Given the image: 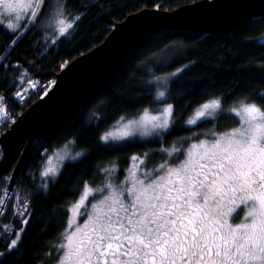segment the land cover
<instances>
[{
    "label": "trees",
    "instance_id": "obj_1",
    "mask_svg": "<svg viewBox=\"0 0 264 264\" xmlns=\"http://www.w3.org/2000/svg\"><path fill=\"white\" fill-rule=\"evenodd\" d=\"M53 1L68 15L79 17L69 34L56 38L55 44L52 30L39 23L18 44L10 45L12 30L0 22V46L7 50L0 55L11 53L8 60L0 61L4 64L0 70V102L11 111V124L50 88L68 63L101 44L116 23L146 7L174 10L198 0ZM263 36L264 15H260L232 31L228 38L222 33L158 29L137 43L107 85L94 91L47 138L36 141L14 188L28 203L30 215L24 217L28 224L12 253L0 243V264H57L64 252L60 246L68 230L71 206L82 195L85 184L98 187L106 183L103 169L115 164L116 171L109 178L119 184L127 176L133 156L145 159L147 171L165 163L176 165L191 143L241 125L228 111L238 99L247 98L264 106V100L258 99L264 94ZM177 72L179 76L172 75ZM166 74L167 101L175 105V114L180 117L171 134L134 137L133 143L103 146L99 137L120 117H135L143 108H159L161 102L154 99L160 85L156 78ZM28 77L37 83V89L20 103L13 92ZM213 94L223 98L224 111L198 125H187L188 116L182 107L187 104L191 112ZM70 141L75 149L84 150V155L74 162L65 161L56 182L49 177L47 187H43L41 173L46 158ZM176 148L180 151H174ZM14 168L7 174L10 178ZM10 181L6 177L0 180V192L9 190ZM4 198L0 196V200ZM20 207L19 199H8L0 225L19 230L21 218L13 214V209Z\"/></svg>",
    "mask_w": 264,
    "mask_h": 264
},
{
    "label": "snow or ice",
    "instance_id": "obj_2",
    "mask_svg": "<svg viewBox=\"0 0 264 264\" xmlns=\"http://www.w3.org/2000/svg\"><path fill=\"white\" fill-rule=\"evenodd\" d=\"M0 5L10 10L0 15L19 20L15 28L11 22L7 25L12 29L10 45L18 44L27 31L51 15L49 0L26 5L28 11L23 19L8 0H0ZM64 15L61 12L58 17L51 18L53 31H58L59 37L74 26L60 18ZM68 19L76 21L79 17L69 15ZM25 28V32L20 31ZM6 51L0 46V53ZM9 55L11 53L0 55V61L8 60ZM3 68L4 64L0 63V70ZM172 75L179 76L180 73ZM23 95L18 92L16 98ZM154 99L165 106L143 108L135 119L120 117L114 130H107L99 137L102 145L119 146L121 142H135L133 138L137 136L171 134L180 119L175 114V105L167 102L164 90H157ZM258 99L264 100V94ZM187 109V104L181 109L188 116L185 123L198 125L213 113L224 111L223 98L213 94L191 112ZM228 111L238 117L237 123L241 127L193 144L187 159L179 167L161 164L151 172L132 173L123 182L124 187L109 181L96 189L100 195L94 196L96 203L90 205L94 210L91 223L83 228L78 224L68 226L66 244L60 246L61 250L67 248L61 264H68V261L73 264H264V106L241 98ZM83 155L81 152L73 155L65 145L62 151L54 154L56 164H53V158L48 159V166L41 173L45 178L42 186L47 187L49 177L56 182L58 167L65 161L74 162ZM131 159L139 158L133 156ZM115 171V164L103 169L106 178ZM84 191L92 193L93 189L85 184ZM0 196L19 199L21 204L19 209H13V214L21 218L20 229L0 225V243L12 253L18 248L28 224L24 218L30 215L28 203L12 188L0 192ZM237 199L242 203L250 201L253 210L248 212V222L231 227L225 219L226 209L234 206ZM81 204L83 200L74 207L79 210ZM3 207L4 201L0 200V209ZM80 215L87 219L89 214L85 210ZM76 232L80 233V238L73 246Z\"/></svg>",
    "mask_w": 264,
    "mask_h": 264
},
{
    "label": "water",
    "instance_id": "obj_3",
    "mask_svg": "<svg viewBox=\"0 0 264 264\" xmlns=\"http://www.w3.org/2000/svg\"><path fill=\"white\" fill-rule=\"evenodd\" d=\"M260 15L264 0H198L174 10L146 7L130 14L101 44L68 63L50 88L0 135V180L15 167L9 184L14 189L36 141L47 138L94 91L107 85L122 59L153 31L222 33L228 38Z\"/></svg>",
    "mask_w": 264,
    "mask_h": 264
},
{
    "label": "rangeland",
    "instance_id": "obj_4",
    "mask_svg": "<svg viewBox=\"0 0 264 264\" xmlns=\"http://www.w3.org/2000/svg\"><path fill=\"white\" fill-rule=\"evenodd\" d=\"M37 2H38V0H8V3H11L13 5V8H15L16 13L20 15L21 19H23L24 14H26L27 11H28V9L25 6L26 5L36 4ZM48 7H49V11H50L51 15H50L49 18H46L42 22H40V25H43L44 27L48 28V30L50 28L52 30L50 32L54 33L52 35V38H53V40H55L56 38H59V35H58V31H56V32L53 31V27L51 26V18L58 17L59 13L62 12L65 15L63 17H60V18H64L66 23H73V20H69L68 19L69 15L65 12L64 7L58 6L53 0H49ZM33 10H35V9H33ZM6 11H10V10L5 9L3 7V5H0V14L4 13ZM0 22L3 23L6 27H7L8 23L11 22L13 24V28L17 27L18 24H19V20H16L14 18H9V17L3 16V15H0ZM70 30L71 29H69L68 32L65 35L69 34ZM261 39L264 41V36ZM167 77H168L167 74L163 75L162 77H160L162 79L158 81L159 84H160L159 85V90H164L165 91V85L167 83ZM168 103H170V102H168ZM164 106H165L164 103H160L159 108H162ZM216 113H213V115L211 117L215 116ZM135 118H138V115L135 116V117L125 118V119L126 120H130V119H135ZM239 127H241V125ZM239 127H237V128H239ZM237 128H235V129H237ZM235 129L230 130L229 132H226V133H231ZM108 130H114V126L111 127ZM226 133L218 134L216 136L219 137V136H222V135H224ZM137 137H140V136H137ZM148 137H150V136H148ZM140 138H146V137H140ZM210 139L211 138H207V139H203V140H210ZM198 142L199 141L193 142V143H191L189 145V147H188V149L186 151L185 157L178 164H176V165L167 164V166H169V167H179V165L183 164V162L187 159V152L189 151L191 146L193 144H197ZM65 145H68V149L72 152L73 155L76 152L84 153V150H82V149H75L73 147L72 143H66L63 146H61L60 148H58L57 150H55L54 152H52L51 154H49V156L46 158V160H45V162L43 164L42 172L48 166V159L49 158H53V164H56V161L54 159V154L56 152L62 151L64 149ZM2 156H3L2 146L0 144V158H2ZM144 162H145V159L142 158V157H140L136 161L132 160L131 167H130L128 173H127V176L123 180H121V182L119 184L116 183L114 181V179H111V178H108L106 183L111 181V182H113V183H115L117 185H121V187H124V183L123 182L126 180V178L129 175H131L132 173H137L138 174L140 172L147 171L145 169L144 165H143ZM60 169H61V167H58V171H60ZM148 172H151V171H148ZM105 184L100 185L98 187H92V186L88 185L91 189H93V192L92 193H86L85 191H83V193L79 197V199L74 204H72L71 209H70L69 225H77L78 224V225H80L81 228H83L86 224H90L91 223V214L93 213L94 210L92 209V207L90 205L96 203V200H94L93 197L97 196V195H100V193H97L95 190L98 189V188L103 187ZM81 200H83V204H81L80 209L77 210L74 207V205L77 204L78 202H80ZM250 205H251L250 201L242 203L241 200L237 199L236 200V204L234 206H230L229 209H226L227 215L225 216V219L228 220V224L231 227H236L239 224H243V223L248 222L249 221L248 212L253 210L250 207ZM257 207H258V205H257ZM85 210L89 214L87 219L84 216L80 215V212L85 211ZM68 234H69V229L66 232V235L64 237V240H63L62 244H66V237H67ZM79 238H80V233L76 232L75 236L73 237V246L75 245V243L78 242ZM63 250H64V252H66L67 248H64ZM62 258H63V255H62ZM61 259H60V261L57 264H61ZM68 264H73V261H68Z\"/></svg>",
    "mask_w": 264,
    "mask_h": 264
},
{
    "label": "built area",
    "instance_id": "obj_5",
    "mask_svg": "<svg viewBox=\"0 0 264 264\" xmlns=\"http://www.w3.org/2000/svg\"><path fill=\"white\" fill-rule=\"evenodd\" d=\"M25 81H28V83L23 82V84H21L13 92V96L20 103H23V101L28 96V94H30L31 91H34V90L37 89V83L35 81H33L31 78L28 77ZM30 84L33 85V87H30L29 86ZM18 92H23L24 93V95L22 97H20L19 99L16 98ZM0 109H3V112H0V134H2V132H4L6 130V126L10 125L11 122L13 121V116H12L11 111L6 108V105H5L4 102H0ZM4 177H6L7 179L10 178L7 175H5ZM8 180H10V179H8ZM7 200L8 199L6 197L3 199L4 207L2 209H0V212H2V213H3L4 209H5Z\"/></svg>",
    "mask_w": 264,
    "mask_h": 264
}]
</instances>
